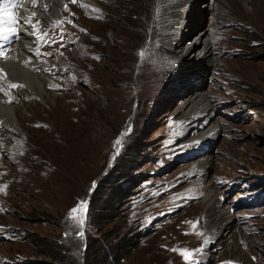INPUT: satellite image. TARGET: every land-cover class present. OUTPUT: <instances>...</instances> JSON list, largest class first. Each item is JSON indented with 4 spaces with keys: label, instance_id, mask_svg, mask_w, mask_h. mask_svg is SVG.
<instances>
[{
    "label": "rangeland",
    "instance_id": "obj_1",
    "mask_svg": "<svg viewBox=\"0 0 264 264\" xmlns=\"http://www.w3.org/2000/svg\"><path fill=\"white\" fill-rule=\"evenodd\" d=\"M163 2L160 12L161 0H65L48 22L32 17L35 35L24 37L43 60L38 73L52 80L37 93L16 83L23 87L9 104L22 127L0 124V264L49 261L39 252L58 250L57 264H82L87 235L104 233L103 264H264V0H204L200 30L216 66L189 65L186 84L173 60L181 38L163 27L180 3ZM14 3L0 0L17 20L2 15L4 52L22 35ZM186 24L182 48L196 37ZM192 87L210 103L207 116L198 118ZM203 175L216 205L199 193ZM80 201L83 239L68 219ZM219 202L234 224L205 243L207 222H220ZM123 237L133 244L116 261ZM173 249L188 250L189 260Z\"/></svg>",
    "mask_w": 264,
    "mask_h": 264
},
{
    "label": "bare ground",
    "instance_id": "obj_2",
    "mask_svg": "<svg viewBox=\"0 0 264 264\" xmlns=\"http://www.w3.org/2000/svg\"><path fill=\"white\" fill-rule=\"evenodd\" d=\"M37 1L39 2L37 7L31 3V0H25V3L21 5L19 12L22 22V35L19 37L18 41L15 40L13 43L8 44L7 48L5 49V56L12 57L13 59L16 58L17 60H15V63L13 62L14 64L11 65L13 59L0 58V69L3 70L4 74V79L0 81V83H3L4 85L3 91H0V124H4L5 126L14 130H19L22 125L20 124L21 120L18 114V108L9 104L11 102H8L12 99H18L16 95L17 91L13 90L10 85L19 82L23 83L24 87L28 88V91L35 90V93L46 92L44 88L47 87V84L52 80L50 77L45 75L44 72L38 73L39 70L42 71L40 68L43 67V60L40 59L41 61H39V59L32 57L31 51L34 49L35 42L33 43L31 42V39L24 37L25 32L32 36L33 30L35 31V29L28 27L29 25L26 24L22 18L25 16L31 17V13L35 12V17L44 24V22H48V18L50 17L49 12L51 9H58L60 6H62L63 1L65 0ZM176 3L180 4L174 7V15L167 17V19L170 18V20L168 21L166 19L163 27L170 26V30L173 33H176V35H173L172 38H181L178 41L181 43L177 46L180 48L178 49L177 55L173 57V60L176 65H179L184 70L185 75L182 79L186 84V78L189 75L188 72L192 71V68L189 65H194V67L197 69L200 68V70L205 71L208 67L210 68L211 66L215 65V58L213 57V52L211 50L210 44L208 43L207 36L202 32V30H200L204 12V0H174V4ZM165 8L166 6L164 5L163 0H161V7L159 8V11L162 12ZM223 9L226 10L225 12H228L226 7H223ZM161 20L163 22V19ZM172 22H176L177 26L171 29L170 23ZM184 23H187L185 28L190 26L188 33L190 32L189 34L191 35L192 33H196V37L195 41H192L188 46H184L182 48L183 44L188 40V35L182 33L183 31H180ZM25 61H28L27 65L24 63ZM189 85L196 84L191 82ZM188 94L192 99L191 102H195L193 108L200 109L198 118L207 116L212 107L210 106V103H205V101L203 102L205 98L203 93L200 92V90H195V87H192L188 91ZM213 128H217V125L213 124L209 130L213 131ZM208 160L209 159L205 157L201 159L200 164L202 165L203 169L209 168ZM198 180L200 182L199 193L201 194L203 201L206 200L210 206L214 205L216 201L213 198L214 193L211 187L212 183H210V180L207 179V176L205 175L200 176ZM259 181L262 182V179H259ZM239 195L242 194L239 193ZM218 205L220 207V211L217 218L220 220V222H217L216 226H213L214 224H211L210 222H207L206 224V230L208 231L207 233L209 235L207 236L208 243L212 240L219 239L220 236L229 231L234 224V220L231 217V214L228 212L229 209H227L220 202ZM209 216L210 214H208V217ZM221 222L223 223L220 224Z\"/></svg>",
    "mask_w": 264,
    "mask_h": 264
},
{
    "label": "snow or ice",
    "instance_id": "obj_3",
    "mask_svg": "<svg viewBox=\"0 0 264 264\" xmlns=\"http://www.w3.org/2000/svg\"><path fill=\"white\" fill-rule=\"evenodd\" d=\"M36 2H37V0H31V3L33 5H35ZM73 2H75V0H73ZM23 3H25V0H15L14 6L18 8ZM2 15H7L9 18V21L13 24L17 22L15 15L13 13H8L6 9L0 8V25L3 24ZM35 15H36L35 12L31 13V17H35ZM31 17L25 16L22 19L24 20V22L26 24L29 25L30 28H35V24L32 23ZM68 22L72 23V21H68ZM38 23H39V21H36V24H38ZM54 23L59 24V23H61V21H56ZM14 31H15V29H10L9 34L13 33ZM82 31H86V30L82 29ZM4 33H5V30L3 29V27H0V39L7 40L8 35H5ZM32 34L35 35L34 32ZM44 35L46 36L47 33L45 32ZM47 55H51V53H47ZM0 58L13 59L12 57L5 56V52L2 48H0ZM24 63L27 65L28 61H25ZM3 79H4L3 70L0 69V81H2ZM10 87H12V88L23 87V85L11 84ZM51 87L55 88L58 86L57 85H51ZM3 88H4L3 83H0V91H3ZM8 102H11V100H9ZM86 210H87V202L86 201H80L79 205L76 208H73L70 210L69 217H68L69 220L74 221L75 225L79 227V231L77 232L76 235L81 239H83V237H84V223H85L84 215L86 213ZM77 212L80 213V215L78 217L73 215L74 213H77ZM66 235H70V234H66ZM206 242L207 241L205 240V243ZM173 250L174 251H180V254L183 256V258L186 261L189 260V258L191 256V253H189L188 250H186V249L185 250L173 249ZM227 264H232V262H227Z\"/></svg>",
    "mask_w": 264,
    "mask_h": 264
},
{
    "label": "trees",
    "instance_id": "obj_4",
    "mask_svg": "<svg viewBox=\"0 0 264 264\" xmlns=\"http://www.w3.org/2000/svg\"><path fill=\"white\" fill-rule=\"evenodd\" d=\"M136 183V182H135ZM135 183L130 185V190H126L125 193H122V198H128L131 193L134 192ZM123 192V191H122ZM125 200V199H124ZM115 201L120 203V199L118 197L115 198ZM115 203H109V205H114ZM136 235L139 233H135ZM135 234H132V237H136ZM106 239V234L104 233L102 236V239L99 237H93L91 235H87V241L86 244L83 246V258H82V264H103L106 260V257L104 256L102 261L99 260L97 256H99L101 253H105L106 248L103 247V244L99 242V240L104 242ZM34 243L39 244L37 239H32ZM135 240V239H134ZM133 244L131 242V238L123 237L118 241L117 246H119V249H114L112 252L113 257L116 259V261L120 260L124 255H126L127 250L129 248V245ZM122 253V254H120ZM39 254L47 256L49 261H44L40 264H57L56 261H58V258L60 257V251L58 250L56 252H47V251H40ZM22 264H24L22 262ZM39 264V263H38Z\"/></svg>",
    "mask_w": 264,
    "mask_h": 264
},
{
    "label": "water",
    "instance_id": "obj_5",
    "mask_svg": "<svg viewBox=\"0 0 264 264\" xmlns=\"http://www.w3.org/2000/svg\"><path fill=\"white\" fill-rule=\"evenodd\" d=\"M36 262H35V264H40V263H43L44 261H42V260H35Z\"/></svg>",
    "mask_w": 264,
    "mask_h": 264
}]
</instances>
